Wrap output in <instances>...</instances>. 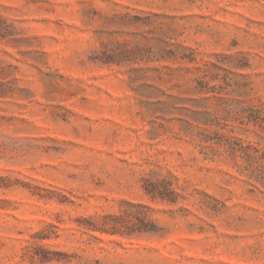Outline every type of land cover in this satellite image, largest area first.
Masks as SVG:
<instances>
[{
    "label": "rangeland",
    "instance_id": "1",
    "mask_svg": "<svg viewBox=\"0 0 264 264\" xmlns=\"http://www.w3.org/2000/svg\"><path fill=\"white\" fill-rule=\"evenodd\" d=\"M0 264H264V0H0Z\"/></svg>",
    "mask_w": 264,
    "mask_h": 264
}]
</instances>
